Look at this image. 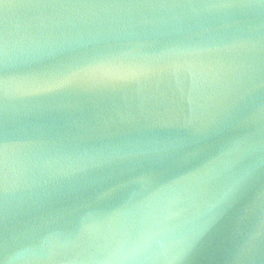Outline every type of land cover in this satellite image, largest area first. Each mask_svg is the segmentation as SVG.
<instances>
[{"label":"water","instance_id":"obj_1","mask_svg":"<svg viewBox=\"0 0 264 264\" xmlns=\"http://www.w3.org/2000/svg\"><path fill=\"white\" fill-rule=\"evenodd\" d=\"M0 264H264V0H0Z\"/></svg>","mask_w":264,"mask_h":264}]
</instances>
